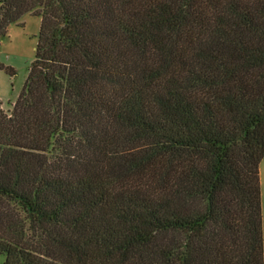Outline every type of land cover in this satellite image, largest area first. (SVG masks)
<instances>
[{"label": "trees", "instance_id": "16d2710c", "mask_svg": "<svg viewBox=\"0 0 264 264\" xmlns=\"http://www.w3.org/2000/svg\"><path fill=\"white\" fill-rule=\"evenodd\" d=\"M27 13L2 264H264V0H0V44Z\"/></svg>", "mask_w": 264, "mask_h": 264}, {"label": "rangeland", "instance_id": "374dc122", "mask_svg": "<svg viewBox=\"0 0 264 264\" xmlns=\"http://www.w3.org/2000/svg\"><path fill=\"white\" fill-rule=\"evenodd\" d=\"M40 23V16L27 13L19 21L8 26L7 33L1 40L0 63L14 70V74L10 75L0 69V97L7 112L12 111L35 58ZM260 178L264 243V156L260 163ZM4 260L5 255L0 254V264Z\"/></svg>", "mask_w": 264, "mask_h": 264}]
</instances>
